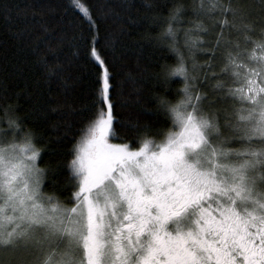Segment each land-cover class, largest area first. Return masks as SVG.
Masks as SVG:
<instances>
[{
    "label": "snow or ice",
    "instance_id": "6c2138e0",
    "mask_svg": "<svg viewBox=\"0 0 264 264\" xmlns=\"http://www.w3.org/2000/svg\"><path fill=\"white\" fill-rule=\"evenodd\" d=\"M74 7L95 32L91 10L81 0ZM188 7L177 2L166 17H151L166 27L149 40L167 46L179 61L163 66L166 76L184 80L186 99L172 104L159 98L174 130L162 133L160 143L137 136L135 149L110 143V137H121L113 127L112 85L104 66L106 111L82 130L70 165L74 207L42 193L45 173L37 166L40 150L31 132L24 133L22 145L0 144V251L12 254L0 264H264V0L254 12L237 0H192L197 19L184 21ZM202 17L220 28L209 49L201 48L200 34L209 32ZM183 23L191 27H174ZM226 29L243 38V46L232 44L221 70L240 86L216 85L233 102L235 119L227 111H205L207 97L195 92L196 77L176 46L182 31L193 70H210L211 63L197 64L195 53L214 58L222 41L232 43L224 39ZM89 40L92 57L103 66L96 36ZM221 120L231 136L221 138ZM7 123L24 132L20 117L9 116ZM232 143L247 147H227Z\"/></svg>",
    "mask_w": 264,
    "mask_h": 264
},
{
    "label": "trees",
    "instance_id": "16d2710c",
    "mask_svg": "<svg viewBox=\"0 0 264 264\" xmlns=\"http://www.w3.org/2000/svg\"><path fill=\"white\" fill-rule=\"evenodd\" d=\"M177 2L189 6L182 17L184 21L197 19L191 12L192 0H81L95 20L93 32L74 7V0H0V144L22 142L24 133L31 132L32 143L40 150L38 167L45 173L41 189L44 195L54 197L64 207L74 206L72 196L77 189L70 165L82 130L101 109L106 111L101 102L104 66L112 85L109 99L113 127L121 137L112 138L114 142L128 143L135 149L137 136L161 141L162 133L174 130L169 116L159 106V98L172 104L184 100L183 78L166 76L163 68L175 67L179 61L175 52L167 46H157L149 37L166 27L154 24L151 17H166ZM237 2L249 12L258 10V0ZM149 4L155 7L149 8ZM251 18L257 19L255 15ZM201 19L209 28L208 34H200L205 42L201 48L209 49L220 28L214 27L208 17ZM93 35L103 66L91 55L89 38ZM228 36L224 33V39L232 43L222 41L215 48L214 58L200 51L195 53L197 64L211 63L210 70H193L183 32L177 37L176 46L185 57L189 75L196 77L195 92L207 97L203 101L205 110L209 101L221 108L222 104L233 103L216 87L218 81L229 87L240 86L221 71L232 44L239 41L243 46L242 36L233 32ZM9 105L16 111L5 115L3 109ZM9 116L21 118L24 132L9 128ZM223 135L229 137L231 132L224 128ZM227 147L243 150L247 145L232 143ZM1 253L0 260H8Z\"/></svg>",
    "mask_w": 264,
    "mask_h": 264
},
{
    "label": "rangeland",
    "instance_id": "374dc122",
    "mask_svg": "<svg viewBox=\"0 0 264 264\" xmlns=\"http://www.w3.org/2000/svg\"><path fill=\"white\" fill-rule=\"evenodd\" d=\"M233 33H236V32H234V31H232ZM232 32H230L229 30H225V34H226V36L227 37H230V36H228L229 34L231 35V33ZM230 48V47H229ZM230 51H234V49H231L230 48ZM254 65L253 64H249V67H253ZM235 87V86H234ZM184 99H186V97H184ZM204 104V103H203ZM236 107H240L239 105H237ZM245 107H247L246 105H245ZM207 108H208V110L206 109L205 111H209V112H215V111H217V110H219V112H221V113H224V111H227V112H229L230 114H233V115H235L234 114V110H233V103L232 104H228V105H223L222 104V108H221V106L219 107H214L213 105H211V104H209L208 106H207ZM217 109V110H216ZM245 115H246V113H244ZM235 119V118H234ZM221 133H222V137L221 138H225V136L226 135H223V133H224V127H223V124H222V120H221ZM153 141H155V140H153ZM163 140H161V141H155L156 143H160V142H162ZM109 142L110 143H114V144H119V143H116V142H114L113 141V139L110 137L109 138ZM24 143V141H22V142H17V144H20V145H22ZM29 155H30V153H29ZM37 166H38V160H37ZM42 189V188H41ZM42 191V190H41ZM74 207V206H73ZM68 208H71V207H68ZM10 227V226H9ZM2 255H5L6 257H8V260H10L11 259V257H12V254L11 253H5V252H3L2 251V253H1Z\"/></svg>",
    "mask_w": 264,
    "mask_h": 264
}]
</instances>
